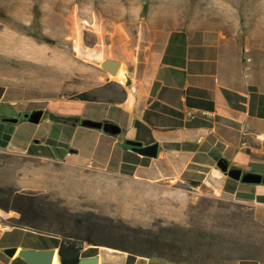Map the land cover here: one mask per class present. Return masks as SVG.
Here are the masks:
<instances>
[{
    "label": "rangeland",
    "instance_id": "1",
    "mask_svg": "<svg viewBox=\"0 0 264 264\" xmlns=\"http://www.w3.org/2000/svg\"><path fill=\"white\" fill-rule=\"evenodd\" d=\"M180 27L212 28L231 49L264 52V0H0V187L46 195L48 220L83 245L124 246L151 264H264V207L195 182L102 173L65 156L69 146L85 155L99 144L97 129L76 124L101 105L82 110L75 97L119 93L99 88L101 63L154 30ZM35 108L44 109L40 122L23 120ZM32 135L39 137L24 150Z\"/></svg>",
    "mask_w": 264,
    "mask_h": 264
},
{
    "label": "crops",
    "instance_id": "2",
    "mask_svg": "<svg viewBox=\"0 0 264 264\" xmlns=\"http://www.w3.org/2000/svg\"><path fill=\"white\" fill-rule=\"evenodd\" d=\"M247 51L238 45L231 49L226 36L212 28L154 30L141 46L109 58L120 61L117 77L110 79L101 67L99 88L119 93L79 105L84 110L92 102L100 104L92 119L117 124L120 131L92 128L98 130L92 134L99 144L85 155L80 144L69 146L65 156L102 173L147 183L195 182V187L238 195L263 208L264 181H243L248 173L264 176V52ZM121 74L126 86L116 81ZM38 137L30 136L23 149H32ZM125 139L142 146L156 142L157 155L139 154L125 146ZM233 167L241 170L239 179L228 175ZM3 217L0 210V264H30L19 254L27 248L53 250L62 264L59 237L7 225ZM94 255L97 264H151L148 257L125 250L82 245L79 259Z\"/></svg>",
    "mask_w": 264,
    "mask_h": 264
},
{
    "label": "trees",
    "instance_id": "3",
    "mask_svg": "<svg viewBox=\"0 0 264 264\" xmlns=\"http://www.w3.org/2000/svg\"><path fill=\"white\" fill-rule=\"evenodd\" d=\"M75 99L81 101H94L95 98L87 92L79 93ZM25 120V119H23ZM125 146H129L125 144ZM48 197L34 191L17 190L0 187V210L4 213L3 221L10 226L30 229L41 234H49L59 237L58 254L62 264H77L82 243H78L77 236L66 232L63 226L54 225L48 220ZM46 209V211H45ZM201 235L200 233H198ZM91 245H104L129 252V254L145 256L140 251H133L124 246L110 244L91 243Z\"/></svg>",
    "mask_w": 264,
    "mask_h": 264
},
{
    "label": "water",
    "instance_id": "4",
    "mask_svg": "<svg viewBox=\"0 0 264 264\" xmlns=\"http://www.w3.org/2000/svg\"><path fill=\"white\" fill-rule=\"evenodd\" d=\"M102 67L108 71L109 73L115 75L117 73V69L119 68L120 61L117 59H105L102 63ZM44 114L43 108H35L29 111H25L22 113V118L30 123L37 124L40 122L42 116ZM3 121L16 123L19 118L15 116H6L2 118ZM79 125L89 128H102L108 133L116 134L120 131V127L117 124L104 122L102 120H96L88 117H82L78 121ZM125 143L131 146L132 150L146 156L154 157L157 155V143H151L146 146H142V143L133 139H125ZM225 166V165H224ZM228 175L233 179H239L241 176V170L239 168H231L228 172ZM263 180L264 176L254 173H248L243 175V181L245 182H259ZM20 256H22L27 262L30 264H51L52 257L54 254L53 250H37V249H21L19 251ZM78 263L80 264H97V257H83L80 258Z\"/></svg>",
    "mask_w": 264,
    "mask_h": 264
},
{
    "label": "built area",
    "instance_id": "5",
    "mask_svg": "<svg viewBox=\"0 0 264 264\" xmlns=\"http://www.w3.org/2000/svg\"><path fill=\"white\" fill-rule=\"evenodd\" d=\"M117 83L119 84V85H121V86H126L127 85V79H126V77L125 76H120V77H118L117 78Z\"/></svg>",
    "mask_w": 264,
    "mask_h": 264
},
{
    "label": "bare ground",
    "instance_id": "6",
    "mask_svg": "<svg viewBox=\"0 0 264 264\" xmlns=\"http://www.w3.org/2000/svg\"><path fill=\"white\" fill-rule=\"evenodd\" d=\"M121 65V64H120ZM123 72V71H122ZM121 73V72H119ZM122 75V74H121ZM113 77H117V74L113 75ZM107 248V247H106ZM56 259H57V255L56 253L53 254V257H52V264H57L56 263Z\"/></svg>",
    "mask_w": 264,
    "mask_h": 264
},
{
    "label": "flooded vegetation",
    "instance_id": "7",
    "mask_svg": "<svg viewBox=\"0 0 264 264\" xmlns=\"http://www.w3.org/2000/svg\"><path fill=\"white\" fill-rule=\"evenodd\" d=\"M19 118V117H18Z\"/></svg>",
    "mask_w": 264,
    "mask_h": 264
}]
</instances>
